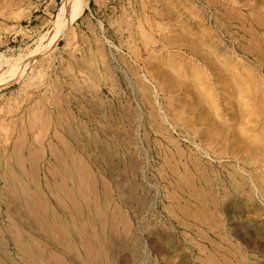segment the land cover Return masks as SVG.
Returning a JSON list of instances; mask_svg holds the SVG:
<instances>
[{"label": "rangeland", "instance_id": "374dc122", "mask_svg": "<svg viewBox=\"0 0 264 264\" xmlns=\"http://www.w3.org/2000/svg\"><path fill=\"white\" fill-rule=\"evenodd\" d=\"M65 1L0 0V264H264V0Z\"/></svg>", "mask_w": 264, "mask_h": 264}, {"label": "bare ground", "instance_id": "6f19581e", "mask_svg": "<svg viewBox=\"0 0 264 264\" xmlns=\"http://www.w3.org/2000/svg\"><path fill=\"white\" fill-rule=\"evenodd\" d=\"M75 2H78L79 3V5H80V9H79V11L78 12H76V13H73V15H72V18L71 19H75V18H77L79 15H81V13H83V11H84V9L87 7V0H69V2L68 3H66V1H65V3H64V5L62 6V9L60 10L61 12L65 9H67L68 8V6H72V5H74L75 4ZM61 8V7H60ZM55 28V27H54ZM54 30V29H53ZM55 32H56V30H55ZM60 32V31H59ZM49 33V32H48ZM47 33V34H48ZM58 33V32H57ZM54 34V33H53ZM56 34V33H55ZM54 34V36H56ZM61 34V33H60ZM52 35V34H51ZM53 37V36H52ZM48 40V39H47ZM50 40V43H52L53 42V40H55V38L53 37V38H50L49 39Z\"/></svg>", "mask_w": 264, "mask_h": 264}]
</instances>
